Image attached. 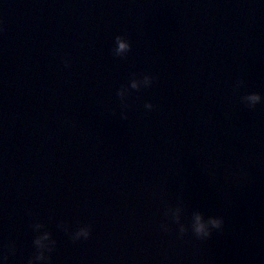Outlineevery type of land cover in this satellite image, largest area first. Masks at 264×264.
Instances as JSON below:
<instances>
[{
  "label": "water",
  "instance_id": "obj_1",
  "mask_svg": "<svg viewBox=\"0 0 264 264\" xmlns=\"http://www.w3.org/2000/svg\"><path fill=\"white\" fill-rule=\"evenodd\" d=\"M35 247L264 264V0H0V264Z\"/></svg>",
  "mask_w": 264,
  "mask_h": 264
},
{
  "label": "clouds",
  "instance_id": "obj_2",
  "mask_svg": "<svg viewBox=\"0 0 264 264\" xmlns=\"http://www.w3.org/2000/svg\"><path fill=\"white\" fill-rule=\"evenodd\" d=\"M115 41L116 43L119 44V48L117 49V52L116 54L118 55L119 52H122L124 51L126 48H128L129 46L122 43L121 42V36H117L115 38ZM65 66H68L67 65V61L65 62ZM152 79V77H151ZM250 99H252L253 101H257L259 100V96L258 95H253L250 97ZM145 107L149 110H152L153 108V105L152 104H146ZM123 119H127L126 116H122ZM201 219L200 216H197V221L199 222ZM210 225H211V228L214 229V230H220L222 229L223 227V220L220 219V218H215V219H210L209 221ZM183 232L184 230L182 229L181 230V233L183 235ZM195 233H196V236L200 239H207V238H210L211 235H212V231L211 230H205V225L204 224H199V226L195 229ZM89 237V234L88 233H85V239H87ZM53 243L55 244V241H53ZM35 244L38 245L39 244V239L38 238H35ZM36 248V253L35 255L29 259L28 261V264H35V261L37 260H41V259H47L48 261V264H50V257L48 258H45L43 256V253L39 250V248L35 247ZM13 249H10V251H12ZM49 251H53V249H49ZM7 255L4 256V259L7 260Z\"/></svg>",
  "mask_w": 264,
  "mask_h": 264
}]
</instances>
